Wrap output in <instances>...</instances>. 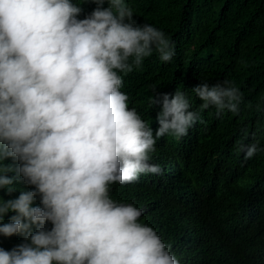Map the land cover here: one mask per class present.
<instances>
[{
    "label": "clouds",
    "instance_id": "obj_1",
    "mask_svg": "<svg viewBox=\"0 0 264 264\" xmlns=\"http://www.w3.org/2000/svg\"><path fill=\"white\" fill-rule=\"evenodd\" d=\"M90 2L96 8L78 19L82 8L73 0H0V188L32 186L0 201V220L16 213L0 234L25 241L0 248V264H179L139 222L142 210L113 200L110 186L162 174L149 162L158 138L208 135L180 91L153 101L162 100L155 136L129 109L120 73L139 68L154 48L164 62L174 50L164 32L136 24L125 0H107L106 8L105 0ZM193 91L218 116L239 113L242 94L228 81ZM239 151L248 160L257 147ZM9 158L14 164L4 163Z\"/></svg>",
    "mask_w": 264,
    "mask_h": 264
},
{
    "label": "trees",
    "instance_id": "obj_2",
    "mask_svg": "<svg viewBox=\"0 0 264 264\" xmlns=\"http://www.w3.org/2000/svg\"><path fill=\"white\" fill-rule=\"evenodd\" d=\"M73 3L82 8L78 19L96 8L90 0ZM125 3L136 24L164 32L175 53L164 62L154 48L139 68L120 73L129 109L137 111L155 136L162 100L155 105L153 101L161 93L183 92L208 137L158 138L149 162L159 165L162 174H141L134 183L113 184L110 197L141 209L139 222L156 231L179 264H264V0ZM108 6L105 0L103 7ZM225 81L239 89L242 101L238 114L224 110L218 116L215 106L202 108L193 87ZM241 144H255L256 154L246 160ZM12 187L10 194L7 187L0 188V201L32 190L22 181ZM32 206H40L38 197ZM14 215L8 212L0 224ZM51 227L46 222V228ZM23 242L20 234H0V248L6 251Z\"/></svg>",
    "mask_w": 264,
    "mask_h": 264
},
{
    "label": "bare ground",
    "instance_id": "obj_3",
    "mask_svg": "<svg viewBox=\"0 0 264 264\" xmlns=\"http://www.w3.org/2000/svg\"><path fill=\"white\" fill-rule=\"evenodd\" d=\"M153 225V224H152Z\"/></svg>",
    "mask_w": 264,
    "mask_h": 264
}]
</instances>
